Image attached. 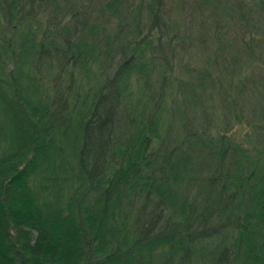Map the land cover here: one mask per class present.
Wrapping results in <instances>:
<instances>
[{
  "label": "trees",
  "instance_id": "obj_1",
  "mask_svg": "<svg viewBox=\"0 0 264 264\" xmlns=\"http://www.w3.org/2000/svg\"><path fill=\"white\" fill-rule=\"evenodd\" d=\"M263 10L0 0V264H264Z\"/></svg>",
  "mask_w": 264,
  "mask_h": 264
},
{
  "label": "rangeland",
  "instance_id": "obj_2",
  "mask_svg": "<svg viewBox=\"0 0 264 264\" xmlns=\"http://www.w3.org/2000/svg\"><path fill=\"white\" fill-rule=\"evenodd\" d=\"M102 1H104V0H102ZM256 1H258L259 2V0H256ZM263 3H264V0H263ZM264 11V10H263ZM261 19L264 21V17H261ZM223 87V85L222 86H219V85H217L216 86V84L215 83H213V84H211V85H209V90H208V92L212 95V97L214 98V101L216 102V104H217V106H219L220 105V102L222 101L219 97L220 96H222V92H220L219 90H220V88H222ZM219 91V92H218ZM223 91H224V89H223ZM180 102H182V101H180ZM254 103V102H253ZM246 107H248V109L246 110V111H250V108L251 107H253V106H250V105H247ZM244 110V111H245ZM248 127L246 126V125H237V126H234L232 129H231V131L232 132H234V133H236V136L238 137V138H241L242 136H244L247 132H248Z\"/></svg>",
  "mask_w": 264,
  "mask_h": 264
}]
</instances>
